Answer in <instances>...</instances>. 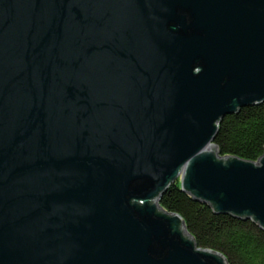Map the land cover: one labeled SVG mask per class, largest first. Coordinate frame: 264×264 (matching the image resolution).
Masks as SVG:
<instances>
[{
  "label": "water",
  "instance_id": "95a60500",
  "mask_svg": "<svg viewBox=\"0 0 264 264\" xmlns=\"http://www.w3.org/2000/svg\"><path fill=\"white\" fill-rule=\"evenodd\" d=\"M263 101L264 0H0V264H227L159 198L264 229L213 143Z\"/></svg>",
  "mask_w": 264,
  "mask_h": 264
},
{
  "label": "trees",
  "instance_id": "16d2710c",
  "mask_svg": "<svg viewBox=\"0 0 264 264\" xmlns=\"http://www.w3.org/2000/svg\"><path fill=\"white\" fill-rule=\"evenodd\" d=\"M213 143L220 157L256 161L264 148V101L225 115ZM180 186V180L168 186L159 205L182 218L198 247L220 252L227 264H264V229L251 219L214 212Z\"/></svg>",
  "mask_w": 264,
  "mask_h": 264
},
{
  "label": "bare ground",
  "instance_id": "6f19581e",
  "mask_svg": "<svg viewBox=\"0 0 264 264\" xmlns=\"http://www.w3.org/2000/svg\"><path fill=\"white\" fill-rule=\"evenodd\" d=\"M208 150L210 149V147L207 148Z\"/></svg>",
  "mask_w": 264,
  "mask_h": 264
}]
</instances>
